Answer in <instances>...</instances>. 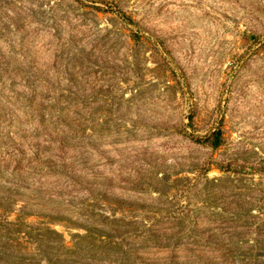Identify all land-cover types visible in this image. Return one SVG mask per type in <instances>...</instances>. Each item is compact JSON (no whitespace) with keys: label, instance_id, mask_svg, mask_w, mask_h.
I'll return each instance as SVG.
<instances>
[{"label":"rangeland","instance_id":"374dc122","mask_svg":"<svg viewBox=\"0 0 264 264\" xmlns=\"http://www.w3.org/2000/svg\"><path fill=\"white\" fill-rule=\"evenodd\" d=\"M0 264H264V0H0Z\"/></svg>","mask_w":264,"mask_h":264}]
</instances>
